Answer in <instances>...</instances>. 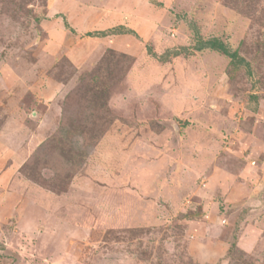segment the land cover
<instances>
[{
    "label": "rangeland",
    "instance_id": "374dc122",
    "mask_svg": "<svg viewBox=\"0 0 264 264\" xmlns=\"http://www.w3.org/2000/svg\"><path fill=\"white\" fill-rule=\"evenodd\" d=\"M0 264H264V0H0Z\"/></svg>",
    "mask_w": 264,
    "mask_h": 264
},
{
    "label": "trees",
    "instance_id": "16d2710c",
    "mask_svg": "<svg viewBox=\"0 0 264 264\" xmlns=\"http://www.w3.org/2000/svg\"><path fill=\"white\" fill-rule=\"evenodd\" d=\"M112 31L113 32H115V31L116 32H121V33L123 32L122 29H120L119 27H117L115 31L114 30H112ZM88 34L92 35V34H94V32L93 33L90 32ZM95 34H99V32H97ZM197 48L199 50H201L203 48H209V49L215 50L217 52H220L223 55L228 56L230 58L231 62L234 61L235 58H237L236 51L235 50L234 51H229L228 48L225 46V44L223 42H221L219 39H217L216 37L207 39L205 41H200V43L197 44Z\"/></svg>",
    "mask_w": 264,
    "mask_h": 264
},
{
    "label": "bare ground",
    "instance_id": "6f19581e",
    "mask_svg": "<svg viewBox=\"0 0 264 264\" xmlns=\"http://www.w3.org/2000/svg\"><path fill=\"white\" fill-rule=\"evenodd\" d=\"M190 163V162H189ZM192 174V173H191ZM173 186V185H172Z\"/></svg>",
    "mask_w": 264,
    "mask_h": 264
}]
</instances>
